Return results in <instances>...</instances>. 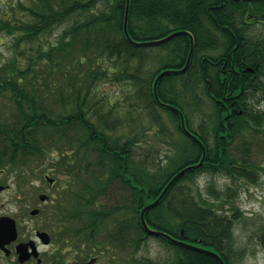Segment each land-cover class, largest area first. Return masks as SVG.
<instances>
[{
    "label": "trees",
    "instance_id": "trees-1",
    "mask_svg": "<svg viewBox=\"0 0 264 264\" xmlns=\"http://www.w3.org/2000/svg\"><path fill=\"white\" fill-rule=\"evenodd\" d=\"M126 1L17 0L2 11L0 33L12 38L11 55L0 56V168L16 173L23 189L32 171L46 180L50 167L52 187L61 188L37 217L53 243L129 246L131 264H158L136 256L150 236L140 210L200 161L202 147L153 90L161 71L185 66L190 37L147 42L186 29L194 37L189 65L160 78L157 92L184 114L206 158L145 218L184 242L158 236L169 251L160 264H219L186 243L215 247L226 264H239L245 250L233 245V234L242 211L218 212L182 182L203 170L233 183L259 180L255 138L245 132L264 126V108L247 106L256 91L264 93V0H130L129 35L145 44L125 34ZM236 139L241 145L232 153ZM232 189L221 193L211 183L206 191L229 202ZM257 233L264 249V224Z\"/></svg>",
    "mask_w": 264,
    "mask_h": 264
},
{
    "label": "rangeland",
    "instance_id": "rangeland-1",
    "mask_svg": "<svg viewBox=\"0 0 264 264\" xmlns=\"http://www.w3.org/2000/svg\"><path fill=\"white\" fill-rule=\"evenodd\" d=\"M0 1L2 5L6 6V2H10L11 0ZM16 1L17 0H14V2ZM54 37L56 36L54 35L53 37H44L43 41H47L49 38L53 39ZM11 38L12 37H9L6 33H0V56L2 55L7 57L11 55L9 47ZM32 46L33 49H36L38 43H35ZM105 87L108 88L109 86L106 85ZM263 94V91H256L255 96L250 98L247 102V106L249 104H256L259 105V107L264 108ZM0 98L1 104V102L4 101L5 96H3V98L0 96ZM249 135L252 136L249 137ZM245 137L247 140L249 138H255V142L252 144L251 154L254 160L260 164V168L258 170V182L253 183L247 180H240L233 183L232 179L223 174L211 173L207 170H203V172L200 171V173L195 177L191 179H185L182 184L189 185L193 191V194L198 196L197 198L199 200L204 199L205 201H208L212 207H215V210L216 208L220 207L221 210L219 209L218 212L232 210V208L240 209L242 211V217L238 223H236L233 234V245L245 250V254H243V256H241L239 259V264H264V249L260 243H258L259 233H257L258 229L264 224V126L256 135H253L250 129H248L245 132ZM240 145L241 141L236 139L235 142H233L232 153H238ZM46 174H50V167L46 168V170L43 172V178ZM31 178L35 181L33 183L35 191L37 188L40 189L39 193L48 192L49 194L50 192L61 188L60 184H58V186L56 185L55 187L50 186L48 181L43 180L42 177L37 178L34 172ZM17 181L18 179L15 176V173L9 168L6 170L5 174L0 173V185H5L8 183L12 184V188L6 190V192L0 191V213L9 212L8 214L13 215L17 221H21L19 224L22 223L21 225L24 227L23 233L27 234L29 230H33L35 234L38 230H44L41 223L42 218L40 219L37 216H32L30 213H28V209H26L25 203L22 201L23 189H20ZM211 183L216 187V191L219 190L221 193H224L227 187L232 185L233 191L230 192L231 194L228 198L229 202H225L226 199L224 194L221 196H211V194H207L206 188ZM124 192L126 193V190ZM199 195L201 197H199ZM221 203H225V205H221ZM41 204L42 202H40L39 198L35 197V200L31 203L30 210L31 208L38 207ZM166 247V244L161 240L149 238L144 243V246H142L136 253V256L147 257V259L156 261L158 264H160L163 258L167 257L169 254L168 248L166 249ZM44 249H47V247ZM66 253L70 254L69 252ZM70 260H72V258L68 259V261Z\"/></svg>",
    "mask_w": 264,
    "mask_h": 264
},
{
    "label": "flooded vegetation",
    "instance_id": "flooded-vegetation-1",
    "mask_svg": "<svg viewBox=\"0 0 264 264\" xmlns=\"http://www.w3.org/2000/svg\"><path fill=\"white\" fill-rule=\"evenodd\" d=\"M12 3H14V0H11L10 2L7 1L6 2L7 5L5 6L2 5L0 1V14L2 13L3 10H7ZM250 71H254V70H250ZM6 170L7 168H0V173L5 174ZM33 172L34 171H32V173L30 174L29 181H27L28 184L23 186L22 201H24L26 209H28V213L31 212V210L33 209L31 208L30 210V206L32 201L35 200V192H36L33 185L35 181L34 179L31 178L33 176ZM2 186L3 189L0 190L1 192L3 191L6 192V190L12 188L11 183ZM8 213L9 212L7 213L1 212L0 217L10 216L14 218L16 221L18 235L15 239L11 240L10 242L0 245V264H121V263L131 264V251L129 250L130 249L129 246L115 245L114 243H111L108 245L83 244L74 247L73 245L70 244L61 245V243L60 244L53 243L52 239L50 240V243H44L38 234V232L41 230H38L35 234L33 230H29L27 234L23 233L24 227H22L21 225L22 223L19 224L21 221L20 220L17 221V219L13 215ZM157 237L158 235L153 236V234L150 233L149 238L159 239ZM31 240H34L36 242L35 243L36 247L39 249L40 253L36 255L32 249V246L29 244V246L27 247H28V252L31 254L27 258L21 257L19 252V247L25 243H28ZM195 246H199L207 250L215 251L221 254L215 249V247H207V246H202L200 244H196ZM45 247H47V249H44ZM57 247H60L59 251L57 250ZM66 252H69L70 254ZM70 258H72V260L68 261V259ZM218 262L219 264H221L220 259H218Z\"/></svg>",
    "mask_w": 264,
    "mask_h": 264
},
{
    "label": "water",
    "instance_id": "water-1",
    "mask_svg": "<svg viewBox=\"0 0 264 264\" xmlns=\"http://www.w3.org/2000/svg\"><path fill=\"white\" fill-rule=\"evenodd\" d=\"M129 1L130 0H127L126 1V16H125V23H124V31H125V34L128 38V40L130 41H133V39L131 38V36L129 35V32H128V12H129ZM178 34H185L188 35L191 40V46H190V52H189V55H188V58L186 59V64L185 66L182 68V69H177L176 68H166L164 69L163 71H161L155 81H154V85H153V90H154V94H155V97L158 99V101L161 103V104H164V105H168L172 108H174L175 110H177L179 113H180V116H181V125L185 131V133L187 135L190 136V138L192 137L194 140H196L200 146L202 147V157L200 159V161L196 164H192V165H188L186 167H184L183 169H181L177 174H174V176L172 177V179L169 181V183L164 187V189L162 190V192L160 193V195L152 202L150 203H147L145 206H143V208L141 209L140 211V219H141V222H142V225L144 226L143 228H145V230L151 234L154 235H161L163 236L164 238H167L173 242H176V243H184L183 241L177 239L176 237H173L171 236L170 234H168L167 232L165 231H162V230H158V229H154L152 227H150L146 221V218H145V213L147 210L151 209L153 206L157 205L158 202L160 201V199L163 197V195L168 191V189L170 188V186L177 180L179 179L183 173H186L188 170L192 169V168H199L203 165V162H205V158H206V147L204 145L203 142H201L200 138L195 135L193 132H190V130L188 129L187 125H186V121H185V116L184 114L181 112L180 109H178L177 106H174V105H171L169 103H165L163 101H161L159 99V96H158V81L160 80V78H162L163 76L167 75V74H170V73H174V72H180V71H184L188 65H189V62L191 60V56L193 54V51H194V37H193V34L190 32V31H187L186 29L185 30H180V31H174L172 32L171 34L162 37L160 39H155V40H151V41H148L147 43H151V44H159V43H162V42H165L167 41L168 39H171L173 38L174 36L178 35ZM135 42L136 44H145V43H142V42H136V41H133ZM247 70H253V68L251 67H248ZM46 180L49 181V183H53L54 182V179L53 178H50L48 175L46 176ZM3 189V186L0 185V190ZM40 199L41 200H46L47 199V194L45 193H42L40 194ZM39 209L38 208H34L31 210V214L32 215H37L39 212ZM39 234V237L41 238V240L44 242V243H50V236H49V233H47L46 231H39L38 232ZM18 235V232H17V226H16V221L14 218L10 217V216H2L0 217V245H3L7 242H10L11 240L15 239ZM36 242L34 240H31L29 241L28 243H25L23 245H21L19 247V252H20V255L21 257H24V258H27L31 253L28 252V247L29 244L32 246V249L33 251L35 252L36 255H38L40 252H39V249L36 247ZM188 245H190V247L196 249V250H200L202 252H205L206 254H210L211 256H214L218 259H220L221 261V264H225L224 263V260L223 258L215 251H211V250H207L205 248H202V247H199V246H195L193 244H189V243H186Z\"/></svg>",
    "mask_w": 264,
    "mask_h": 264
},
{
    "label": "clouds",
    "instance_id": "clouds-1",
    "mask_svg": "<svg viewBox=\"0 0 264 264\" xmlns=\"http://www.w3.org/2000/svg\"><path fill=\"white\" fill-rule=\"evenodd\" d=\"M43 250V249H42Z\"/></svg>",
    "mask_w": 264,
    "mask_h": 264
}]
</instances>
